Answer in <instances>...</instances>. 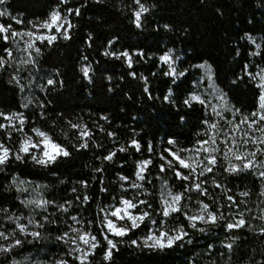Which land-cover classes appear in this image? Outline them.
<instances>
[{
  "label": "trees",
  "instance_id": "16d2710c",
  "mask_svg": "<svg viewBox=\"0 0 264 264\" xmlns=\"http://www.w3.org/2000/svg\"><path fill=\"white\" fill-rule=\"evenodd\" d=\"M140 5L147 11L137 27ZM53 10L71 23L65 29L69 38L57 34L51 44L37 42L40 51L24 70L8 61L9 45L0 35V113H20L23 120L19 130L0 129V142L10 151L0 165V215L24 210L22 183L46 202L32 205L39 235L23 241L17 252L45 249L54 259L81 264L60 254L62 249L54 253L52 245L75 224L97 238L85 264H264V177L249 170L225 171L216 155L212 171L198 173L197 190L193 181L176 175L189 176L170 155L206 141L212 124L207 108L189 99L201 75L199 64L210 68L232 109L229 118H250L259 110L264 0H4L0 23L27 30ZM169 50L178 55L177 77L168 75L159 60ZM124 52L131 56V67L120 55ZM89 66L86 78L81 69ZM32 129L46 133L69 155L44 165L26 153L17 159L13 152L21 134ZM141 161H151L142 180L135 174ZM163 186L183 193L181 211L162 214ZM123 199L149 215L126 235H109L105 217ZM199 204L209 206L216 223L190 226L187 217ZM228 211L244 226L227 229ZM150 222L167 232L183 227L188 235L163 249L133 244ZM105 236L116 244L110 258Z\"/></svg>",
  "mask_w": 264,
  "mask_h": 264
},
{
  "label": "rangeland",
  "instance_id": "374dc122",
  "mask_svg": "<svg viewBox=\"0 0 264 264\" xmlns=\"http://www.w3.org/2000/svg\"><path fill=\"white\" fill-rule=\"evenodd\" d=\"M139 8L137 11H139ZM53 11H57V10H53ZM61 17L63 18L64 16L61 15ZM135 20H136V17H135ZM44 21L32 24L31 27L27 30H14L10 28L7 33H0L2 37H4L5 35L8 36V39L6 41L9 45L7 49V58L9 62L15 63L16 65H20L21 68L24 70L26 67H29L32 62L36 43L41 42L40 40L35 39V36H40V35L57 36V34H61L66 29L67 24H65L64 27L61 28L60 33H57L55 31V28H53L51 31H49L48 29L40 28L39 25ZM62 22L63 21H61V23ZM5 27H8V26H5ZM13 31H15L16 33H19V35L12 36L11 32ZM26 32H32L34 35L32 37L23 35V33H26ZM45 41L47 42V40ZM28 43H33L34 46L32 48H28L27 47ZM166 53L170 54L171 56V60L169 62H164L160 59V57H162ZM160 57H159V60L166 68L167 74L170 75L171 77H177L180 74L176 70V60L178 58L177 53H175L172 50H169L165 52L164 54H162ZM200 65H205V67L202 68L200 67ZM198 67L201 70V75L196 81H194V84H193L194 87H193L192 92L189 94V99L192 96H197L199 97V100H195L196 102L201 103L200 101L201 100L203 101L202 104L204 105L205 108H207L209 115L211 116V119H212V124H216L217 128L213 129L209 127L208 135L206 139L210 141V138L215 136L216 137L215 144H212L211 142L209 144H203V142H201L193 149L187 150V152H183L182 155L178 154L181 158H185L186 162L191 163L192 166L196 169L195 173H192L190 169L184 168L186 170V173L189 176H192V179H187V180L193 181L194 186L196 185L197 180L199 179L198 173H200L201 170L205 166H210V165H207V161L204 159L206 155H209V154L214 155V156L218 155L221 158V162H222L221 165H223L224 167L223 169L226 171V169H229L230 164L238 165L242 168V163H243L241 160L235 159V157L232 156L231 154H229L228 159H225L224 153L227 152L228 148H232L234 151H237L238 153L253 152V151H256L257 147L264 149V144H253L251 140H249L247 144L244 143V140L248 139V137H259L261 135V133L258 131H255V129L258 128L260 125H264V121H261L259 125H253V128L249 129L247 123H244V124L240 123L242 119H235L233 116L229 118L228 115L232 114V109L230 105L228 104L223 92L214 84L210 68L205 63L199 64ZM173 69H175L174 73L172 72ZM262 83H264V80L260 78L258 85H261ZM259 88H260V95H261V87ZM258 106H259V99H258ZM13 114H17V115L14 116ZM5 117H12V119H5ZM256 119H258V117L252 116L249 118V122H251L252 120H256ZM20 121H21L20 113H10V114L3 115V118L0 120V125H4V127L9 126L10 128L14 130L16 129L19 130L21 129L20 127L18 128ZM237 125H239V129L236 128ZM4 127L0 129H4ZM34 130H37V129H32L30 134H25V133L21 134V140H20L19 146L17 150L13 152V156L17 157V155L19 156L21 153H24L20 151V148L23 142L28 137H31L32 143L37 144L38 147L36 148L30 147L29 151L26 154L30 156V159L32 161H34L32 159L33 155L37 157L42 156L43 145L40 144V141L43 138L38 136L36 131ZM246 132L248 133V136H245ZM0 144L2 143L0 142ZM203 148H209V149L219 148L220 151L205 153L203 151ZM197 149H200V151L197 152L196 151ZM171 153L173 152H170V155ZM9 155H10V151H9ZM262 156L263 154L258 152L255 157L254 166L249 169H242L240 171L249 170L251 172L256 173V175L260 176V172L264 171V167L259 166L261 162L259 160ZM171 157L173 158L175 164L180 166L179 162L172 155ZM189 157H191L190 160L187 159ZM248 159H253V158L249 156ZM34 162L37 163L36 161ZM143 162L145 161H141L136 165V171H135L136 179H139L137 173H140L142 175L144 171L145 165L143 166V171L141 172V165H143ZM197 162H202V163H199V166H197ZM236 172H239V171H236ZM30 188H32V186L26 185V183L21 184V188H20L21 191L23 189V191H25L26 193L25 202H24L25 203L24 210L13 212V213H8L5 211L1 213L0 215V221H1L0 231L4 232L9 237L7 240L0 239V245L7 247L10 244H14L15 240L17 239L21 241L19 245L11 248L10 251L0 252V264H57V262L62 261L61 257H55L54 259L52 255L47 254V251L45 249H41L37 251L33 250L30 252H26V253L17 252L20 246L22 245L23 241L31 242L33 240V237H37V236H33L30 234L33 232H38L37 229H38L39 224L36 220V214L33 212V208H32V205H34L35 203L29 204L27 202L28 201L40 202V200L37 198V196H33L34 191H32ZM169 191L171 190L166 186H163L161 189L160 199H161L162 214H163L164 208L166 207V205L164 204V200L170 201V197L168 196ZM171 193L176 194V193H173L172 191ZM123 200H121L118 205L111 208V210L108 212L107 218L113 220L117 224V226L127 225L130 230L135 229V228H131V223L126 218L124 220H118L116 217H112L110 215V213L114 211L116 208H123V204L121 203ZM201 207H202V204H199L197 207H195L193 210V213H191L190 216L188 217L199 215L201 211ZM129 211L133 215L141 214V212L136 211V208L129 209ZM226 215H227L228 223H236V221L239 220V217L237 216V214H235L232 211H228V214ZM29 221H31V223H29ZM142 223L143 222L139 224V227ZM195 223L204 224L203 222L199 220L195 221ZM17 224L25 225L26 232L21 233L19 228L17 227ZM73 228L79 229L81 233L84 232L79 226L75 224L68 226L67 229L61 235H58L55 237L54 242L56 243L52 244L55 247L54 253L57 252L56 251L57 249L59 250L62 249L60 254L62 255L68 254L69 256H73L77 258L78 256L81 255V253L72 251L74 248L79 246L87 250L88 246L84 245L78 239V234L72 231ZM104 228L107 234L113 235L112 233L108 231L107 227L105 226V220H104ZM161 231H164V230H162L159 226L154 225L153 222H150L148 224L147 230L144 231L142 229L141 233L138 234L137 238L133 240L135 241V243H133V241L132 243L142 245L145 247H149L145 245V240L148 237V235L149 234L159 235ZM176 231L177 230L171 231L168 233L170 235H175ZM66 233L67 235H65ZM59 237H63V239H59ZM73 239L76 240L75 244L73 243ZM36 240H38V238ZM151 243H152L151 241H148V244H151Z\"/></svg>",
  "mask_w": 264,
  "mask_h": 264
},
{
  "label": "snow or ice",
  "instance_id": "6c2138e0",
  "mask_svg": "<svg viewBox=\"0 0 264 264\" xmlns=\"http://www.w3.org/2000/svg\"><path fill=\"white\" fill-rule=\"evenodd\" d=\"M4 0H0V4H3ZM137 3L139 4V0H137ZM147 9L143 6L140 5L139 11L135 12V17H136V26L140 27V17L141 14L143 12H146ZM76 14H79V10H76ZM5 15V12H0V16ZM61 21H63L61 23ZM17 23H20L19 20H17ZM67 24V26L70 28L72 27L71 23L67 20L66 17H61V14L58 11H53L49 18L47 20H45L44 22H42L39 27L40 28H44V29H48L49 31H51L53 28H55V31L57 33H60L61 28L64 27V25ZM10 29V26L5 27L4 25L0 24V33H7ZM63 35V37L65 39H68V35H67V31L65 30L63 33H61ZM12 36H16L19 35V33H16L15 31L11 32ZM23 35H27L29 37H32L34 34L32 32H26L23 33ZM3 39L7 40L8 36L5 35L3 37ZM35 39L40 40L41 42L47 40V42L49 44H51L55 39L56 36L55 35H40V36H35ZM34 45L33 43H28L27 47L28 48H32ZM37 53H39L40 49L36 48L35 49ZM110 53H106V55H108ZM120 55L126 57L128 59V64L129 67H131V56L129 55V53L124 52L121 53ZM117 58H119V56H117ZM160 59L164 62H169L171 60V56L170 54L166 53L165 55H163L162 57H160ZM0 64H2V61H0ZM200 67H205V65H200ZM81 71L84 73L85 77H88V73L90 71V66L89 67H84L81 69ZM172 72H175V69L172 70ZM262 80H264V77H262ZM54 81L53 80H48V84H53ZM259 87H261V95L259 97V110L257 112H253L251 115L253 117H258V119L256 120H252L251 122H249V117H244L241 120V124L247 123L248 124V128L252 129L253 125H259L261 121H264V83H262L261 85H259ZM147 90V89H146ZM165 99H167V97H165ZM191 100L195 101V100H199V97L197 96H192L190 98ZM201 103H203V101H200ZM190 101L189 100H185V104H189ZM0 115H3L2 113H0ZM14 116H16L17 114H13ZM5 119H12V117H5ZM21 124H23V120L21 119ZM205 123H207V121H205ZM4 127V125H0V128ZM75 127V125H74ZM210 128H217L216 124H211L209 125ZM237 129H239V125L236 126ZM36 131L37 135L42 137L43 139L40 141V144L43 145V154L40 157H37L35 155H33L32 159L34 161H36L39 164H48L51 162H54L56 160V158L60 155L63 156H68L69 153L67 150H65L61 145L56 144L55 142L52 141L51 137L48 136L46 133L44 132H40L38 129L34 130ZM255 131H258L261 133V135L259 137H248V139L244 140V143L247 144L249 142V140H251V142L253 144H264V125H260L258 128L255 129ZM87 133H84V135H86ZM245 136H248V133H245ZM215 144L216 142V137L213 136L210 138V141L206 140L203 142V144H209V143ZM134 144H136V141H133ZM169 143L172 144L174 143V141L169 140ZM36 148L38 147L37 144H33L31 141V137H28L23 144L21 145L20 151L27 153L29 151V148ZM81 147H87V144H83L81 145ZM138 144H137V148H138ZM125 149H120V151H124ZM197 152L200 151V149L196 150ZM203 151L205 153H211V152H218L220 151L219 148H203ZM261 153L264 154V149H261L259 147H257L256 151L253 152H243V153H238L237 151H234L232 148H228L227 152L224 153V158L228 159L229 158V154H231L232 156L235 157V159L237 160H241L242 163V168L238 165H234V164H230L229 169H226L228 171H232V172H236V171H240L242 169H249L251 167L254 166L255 163V157L257 155V153ZM115 153L109 155L108 157H105V159H111L112 155H114ZM171 155L179 162L180 166L183 168H188L191 170L192 173H195L196 169L192 166L191 163L186 162L185 158H181L178 153H171ZM251 156L253 159H248V157ZM9 158V149L4 146L3 144H0V165H3L7 159ZM17 159H20V156L17 155L16 157ZM188 160L191 159V157L187 158ZM204 159L207 161V165L210 166H205L201 172L200 175H203L205 172H211L212 171V167L216 165L217 163V159L214 155H206L204 157ZM151 163V161H145L143 162V165H141V172L143 171V166ZM199 163L202 162H197V166H199ZM169 165L171 166V161H169ZM260 167H264V161L260 162L259 164ZM163 170V168H162ZM139 179H144V177L140 174L137 173ZM176 175L182 179H189V176H182V174L180 172H177ZM260 176L264 177V171L260 172ZM138 187V185H136ZM195 188L197 190H200V184H196ZM187 190V189H186ZM206 191V190H205ZM264 194V193H262ZM243 195H247V193H244ZM168 196L170 197V201L169 200H164V204L166 205V207L164 208L163 211V215L164 216H168L170 215L171 212H179L181 211V208L179 207V202L181 201L182 197H183V193H177V194H172L171 191L168 192ZM88 198L85 197V200H87ZM229 199H231V197H229ZM27 203L32 204L35 203L37 204V206H42L43 203L46 202H38V201H28ZM123 204V208H116L114 211H112L110 213V215L112 217H116L118 220H124L125 218L130 221L131 223V228H137L139 227V224L141 222L144 221V219L149 215V213L147 212H143L139 215H133L129 209H134L137 207L136 204H133L132 201L129 200H123L121 202ZM140 203H146L144 201H141ZM209 206L207 204H202L201 207V211L199 215H195V216H191V217H187L190 221V226L195 228L196 227V223L195 221L199 220L203 223H216L218 220V217L215 213L213 212H209L208 211ZM223 217H219V219H222ZM73 220H76L75 217L72 218ZM79 222V221H77ZM29 223H31V221H29ZM245 224V221L241 218L238 221H236V223H228L226 225V228L231 230L233 228H239V227H243ZM105 226L107 227L108 231L110 233H112L115 236H124L127 234V232L130 230L129 227L127 225L124 226H117V224L111 220L108 219L107 216L105 217ZM17 227L19 228L21 233L26 232V226L25 225H21V224H17ZM200 231H204V229H199ZM73 232H76L78 234V239L86 246H88L87 250H85L84 248H81L79 246H77L76 248H74L72 251L74 252H78L81 253L80 256L77 257V259L80 260L81 264H85V261L87 260V257L92 253V250H94L97 246H98V242H97V238L93 235H91V233L89 232H83L81 233L79 229L73 228L72 229ZM33 236H38L39 233L38 232H33L30 233ZM67 235V233L65 234ZM188 233L184 231L183 227H180L179 229H177L176 234L175 235H170L168 232L165 231H161L159 233V235H155V234H149L148 237L145 240V245L149 246V247H158L160 249H163L165 247H172L177 241L183 240L185 236H187ZM9 237L8 235H6L4 232L0 231V239H4L7 240ZM59 239H63V237H59ZM105 239L107 240V243L109 245V249L106 253V258H110L111 257V250L113 248L116 247V244L111 240L108 239L107 236H105ZM148 241H151V244H148ZM21 243L20 240H15L14 244H10L7 247L0 245V252H7L10 251L11 248L19 245ZM73 243H76V240L73 239ZM133 243H135V241H133ZM226 247H228L229 249H231L232 245L228 244L226 245ZM57 264H66V261H59L57 262Z\"/></svg>",
  "mask_w": 264,
  "mask_h": 264
}]
</instances>
